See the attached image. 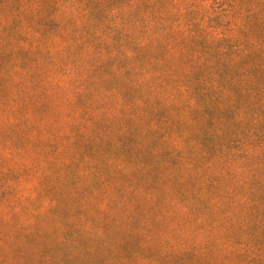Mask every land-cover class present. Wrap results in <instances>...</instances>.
Listing matches in <instances>:
<instances>
[{
    "label": "trees",
    "instance_id": "1",
    "mask_svg": "<svg viewBox=\"0 0 264 264\" xmlns=\"http://www.w3.org/2000/svg\"><path fill=\"white\" fill-rule=\"evenodd\" d=\"M29 93L34 165L15 159ZM0 135L8 176L37 174L33 216L86 198L58 194L57 180L91 177L93 192L124 173L146 183L154 208L181 199L160 213L182 214L177 234L151 257L114 230L72 223L73 239L25 233L60 251L39 263L264 264L263 202L220 194L251 182L264 195V0H0Z\"/></svg>",
    "mask_w": 264,
    "mask_h": 264
},
{
    "label": "rangeland",
    "instance_id": "2",
    "mask_svg": "<svg viewBox=\"0 0 264 264\" xmlns=\"http://www.w3.org/2000/svg\"><path fill=\"white\" fill-rule=\"evenodd\" d=\"M37 99L35 94L29 93L26 103L19 108L22 131L18 134L15 133L17 141L15 159L19 162L18 164L30 161L34 165L37 161L38 147L34 143L39 117ZM26 126L28 128L23 129ZM27 135L30 137L28 142L23 138ZM22 138L26 140L29 148L25 146ZM7 143L5 136L0 135V264H52L46 260L39 263L38 259L48 256H52L53 259L60 258V251L44 252V249H41L42 246L29 241L25 233L31 232L35 234L34 238L38 239L41 235L53 237L64 229L68 237L73 239L74 233L69 230L72 223H81L85 227H93L97 231L114 230L116 235L131 239L130 242L137 248L140 243H143L142 245L145 246L143 252L146 257L157 254L164 239L177 234L176 227L182 214L177 211L174 219L169 218L170 216L160 215L163 211L181 207V199L177 191L173 192L170 205H163L162 209L154 208L153 200L149 198L150 194L147 192L149 188L146 183L138 182L132 177L129 178L124 173L117 177V182H114L113 179L108 180L94 187L93 192L91 188L94 185L91 183V177L85 182L75 183L57 180L55 185L58 194L67 195L87 191L86 198L78 201L66 196L52 214H47L45 217L33 216L35 214L32 215L31 212L35 211L41 202V198L38 196L41 188L33 187L37 181V174L34 170L20 171L23 173H15L19 176V180L8 176L6 158L9 150ZM115 154L119 156L118 152ZM257 162L254 163L255 166H258ZM9 181H12L13 185L11 188L8 186L10 189L7 188ZM136 183L138 189L146 192L134 194ZM249 185H252L251 182L238 183L234 187H228V190L222 188L220 191L222 197L224 196L222 199L229 204L231 198L240 201L239 197L244 195L250 199L262 201L264 204V195L260 193L258 187L250 190ZM259 195L261 198H258ZM75 197L77 198L76 195ZM91 203L106 205L107 215L94 213ZM159 203L162 206V202L159 201ZM159 203H157L158 207H160ZM197 214L198 217L208 216L201 212Z\"/></svg>",
    "mask_w": 264,
    "mask_h": 264
}]
</instances>
